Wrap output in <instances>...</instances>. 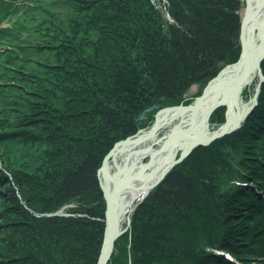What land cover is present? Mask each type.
<instances>
[{
  "label": "trees",
  "instance_id": "obj_1",
  "mask_svg": "<svg viewBox=\"0 0 264 264\" xmlns=\"http://www.w3.org/2000/svg\"><path fill=\"white\" fill-rule=\"evenodd\" d=\"M166 2L173 23L153 0H0V154L37 155L0 158V264H96L105 155L237 60L243 1ZM257 99L135 207L112 264L264 263V80Z\"/></svg>",
  "mask_w": 264,
  "mask_h": 264
},
{
  "label": "bare ground",
  "instance_id": "obj_2",
  "mask_svg": "<svg viewBox=\"0 0 264 264\" xmlns=\"http://www.w3.org/2000/svg\"><path fill=\"white\" fill-rule=\"evenodd\" d=\"M247 6L243 26L245 50L241 55L239 54L233 65L222 67L206 83L205 92L188 103L191 107L163 110L158 114L156 124L158 129L154 135L148 137L151 132L148 130L140 132L132 140L118 144L108 163L99 167V175L106 193L117 191L110 206L116 235L124 222L129 205L133 200L142 197L147 187L160 176L164 174L165 178L166 171L171 168L170 163L177 153L188 150L196 142L195 135H203L207 128L209 132H212L218 127L216 124L213 126L210 121L213 113L224 107L222 111L224 121V110L229 105L227 127H234L238 120L240 126L237 129L243 125L247 117L243 120L241 118L252 99L249 97V100H244L243 93L245 92L246 95L250 92L248 89L255 83L257 69L253 68L246 75L240 93L236 95L237 98H234V85L245 67L246 60L248 59L249 63L255 61L264 44V26H262L264 25V0H247ZM164 124L168 128L166 133L168 135L159 139L157 132ZM146 157L149 159L144 165Z\"/></svg>",
  "mask_w": 264,
  "mask_h": 264
},
{
  "label": "water",
  "instance_id": "obj_3",
  "mask_svg": "<svg viewBox=\"0 0 264 264\" xmlns=\"http://www.w3.org/2000/svg\"><path fill=\"white\" fill-rule=\"evenodd\" d=\"M247 9H248V6H247V0H246V8H245V12H244V19L241 20V23H240V36H239L240 46H241L240 55L245 50V47H244V30H243V26H244L245 15H246ZM262 26H264V25H262ZM262 46H263L261 48L262 50H261L260 54L256 57L255 61L249 63V60L248 59L246 60L245 67L242 70V72H241L238 80L236 81V83L234 85V89H233L234 90V98H237L236 95L240 93L242 83H243L244 79L246 78V75L249 73V71H251L253 68H255V69H257L258 74L260 76L263 75L262 74V70H261V61L264 58V44ZM231 65H233V63L226 65L224 68L229 67V66L231 67ZM258 91H259V84H258V86L255 89V94H254L252 100L250 101V105L247 107V111L244 113V116H242V118H241L242 120L244 118H246L249 115V113L252 111V109L256 106V104H257V94H258ZM204 92L205 91H203L202 94ZM189 107H191V104H188L186 106H181V105H179V106H173V107H169V108H166L165 107L164 109H161L159 111L162 112L163 110L165 111V110H172V109H179V108L188 109ZM228 115H229V105L226 106V110H225V114H224L225 120L222 123H220V125L215 130H212V132H209L208 131V128L206 126H204V128L206 127L207 130H204V134L203 135H195L194 136L196 138V142L193 143L192 146L190 148H188V150H184L181 153V155L179 157V160H181L187 154H189L193 150V148H195L197 146H200V145H207V144L211 143L213 140L221 137L222 135H224L226 133H229V132L237 129L240 126L239 120L237 121L238 123H236L234 125V127H230V128L227 127V123L229 122ZM157 117H158V115L155 117V123H154V125H153V127L151 129V132L148 134V137L154 135L155 131L158 129V126L156 125L157 124ZM207 121H208V119H207ZM166 133L162 136L163 138L168 135V134L166 135ZM136 136H130V137H128L125 140H121L119 142H116L115 145H118V144L123 143L125 141L132 140ZM114 149H112L110 152L107 153V155L103 159V162H102V165L101 166H103L104 164L108 163L109 158L111 157ZM179 160H173L170 163V167L173 166V164H175ZM147 163H148V161H146L144 163V165L147 164ZM99 172H100V168L98 169V172L97 173L99 174ZM163 176H164V174L162 176H160L153 184L149 185L147 187V189H150L156 183H158L159 180H161ZM99 183H100V186H101L102 190L104 189L103 190V194H104V199H105V202H106V209H105L104 242H103V246H102V249H101V253H100V257H99L98 264H107V262H108V260H109V258L111 256V253L113 251L114 241H115V239L118 236V235H116V233L114 231V228H113L114 218H113V216L111 214V210H110L111 203H112L113 198H114V196H115V194H116L117 191H112L110 194L109 193L107 194L106 191H105V188L103 186L102 181L99 180Z\"/></svg>",
  "mask_w": 264,
  "mask_h": 264
},
{
  "label": "rangeland",
  "instance_id": "obj_4",
  "mask_svg": "<svg viewBox=\"0 0 264 264\" xmlns=\"http://www.w3.org/2000/svg\"><path fill=\"white\" fill-rule=\"evenodd\" d=\"M155 1V2H154ZM167 0H153V3H155V5H156V7H158V9L159 10H161L162 11V14H163V16L168 20V22L169 23H173V20L170 18V15L167 13L168 12V3L166 2ZM241 1H243V8L241 9V11H240V15H241V20H243L244 19V12H245V8H246V0H241ZM9 25V23L6 21V22H4L3 24H2V27H7ZM264 59V58H263ZM262 59V60H263ZM226 65H228V64H226ZM225 65V66H226ZM224 66V67H225ZM264 80V76L262 75V76H260L259 74L256 76V79H255V83H254V85H252L251 87H250V89H248L250 92H248L246 95H245V92L243 93V95H244V100H246V99H250L249 97H251V98H253V96H254V94H253V92L255 91V89H256V86H258V84L259 85H261V83H262V81ZM205 87H206V85L202 88V89H200L201 87L199 86V85H197V84H194V85H192L191 87H190V89H189V91H188V97L190 96V97H192V100L196 97V96H198L199 94L201 95L202 94V92L204 91V89H205ZM255 87V88H254ZM252 100V99H251ZM246 102V101H245ZM179 105H181V106H186V105H188V103L187 104H185V103H179V104H176V105H170V106H165L166 108H169V107H173V106H179ZM165 107H161L160 109H158V110H156V112L154 113V119H152L151 121H150V124L147 126V127H142V128H139L138 130H137V132L136 133H134V134H132V135H128V136H126L125 138H122L121 140H125V139H127L128 137H130V136H136V135H138L140 132H146V131H148V130H151L152 129V127H153V125H154V123H155V117L158 115V113L160 112L159 110H161V109H164ZM224 108V107H223ZM156 109V106H152V107H148V108H146L143 112H142V114L138 117V119H140V120H142V119H144L145 117H146V113L147 112H150V111H154ZM225 110H226V108H225ZM225 110H224V114H225ZM253 110V109H252ZM215 124H213V126H214ZM212 126V127H213ZM217 126H219V124H217ZM216 126V127H217ZM213 129V128H212ZM237 129H235V130H233V131H231V132H229V133H226V134H224V135H222L221 137H219V138H217V139H220V138H222V137H225V136H227V135H229V134H231V133H233L234 131H236ZM166 132H168V128H167V126L164 124V126H162V128L157 132L158 133V138L160 139V138H162V136L166 133ZM217 139H215V140H217ZM121 140H119V141H121ZM215 140H213L212 142H214ZM119 141H116V142H119ZM116 142L113 144V146L111 147V149L109 150V152L112 150V149H114V148H116V146L117 145H115L116 144ZM126 142V141H125ZM211 142V143H212ZM210 144V143H209ZM208 145V144H207ZM200 146H205V145H200ZM198 147V146H197ZM193 149H195V148H193ZM34 150H35V148L33 147V146H30L29 147V149H28V151L26 152V154H15L14 152H13V150H9V151H6L5 152V155H7V156H9V158L7 159V162H6V160H5V156H4V154H0V158H2L3 159V161H5V165H6V167L8 166V167H15V168H18V167H25L26 165H31V164H33L34 163V157H37V155H35L34 154ZM193 151V150H192ZM0 152H1V148H0ZM183 151H179L178 153H177V155L175 156V158L173 159V160H179V157H180V155H181V153H182ZM189 154H191V152L189 153ZM31 156L30 158L28 157V156ZM107 155V154H106ZM105 155V156H106ZM188 155V154H187ZM186 155V156H187ZM185 156V157H186ZM109 160H110V158H109ZM184 160V158H182L181 160H179L178 162H176L175 164H173V166H171V168L169 169V171H167L166 172V174H165V176L175 167V166H177L178 164H180L182 161ZM145 161H148V157H146L145 158ZM32 168V167H31ZM99 169V168H98ZM3 171L4 170V165H2V163L0 164V171ZM114 171V170H113ZM97 177H98V179L100 180V181H102L101 180V177H100V175L97 173ZM164 179V176L162 177V179L161 180H159V182L158 183H156L153 187H151L150 189H147L146 190V192H145V194L142 196V197H140V198H138V199H136V200H133L132 201V203L129 205V208L127 209V211H126V213H125V219H124V222L122 223V226H121V228H120V230H119V234H118V236H117V238L120 236V235H122L123 233H125L126 231H129V228H130V220H131V214H132V212L134 211V209H135V207L154 189V188H156L158 185H159V183L162 181ZM100 184V183H99ZM101 187V186H100ZM3 188H4V190H3ZM102 189V188H101ZM104 190V189H103ZM103 190H102V192H103ZM2 191V193L3 194H6L8 197H9V193H8V191H7V188H5V186H3L2 187V189H0V192ZM103 196H104V194H103ZM8 199H10V198H8ZM6 200V199H5ZM8 202V201H7ZM106 203V202H105ZM10 204V203H9ZM68 207H70L69 205H66V206H63L60 210H58V213H60V214H64V215H67V216H69V215H72L71 213H66V210H67V208ZM105 209H106V207H105ZM2 219V218H1ZM1 219H0V222H1ZM104 223H105V212H104ZM104 230H105V225H104ZM116 238V239H117ZM116 239H115V241H116ZM115 241H114V247H113V251H114V248H115ZM103 242H104V233H103V240H102V243H101V248H100V252H99V255H98V259H97V262H96V264H98V261H99V257H100V253H101V249H102V246H103ZM113 251H112V253H111V256H110V258H109V260H108V262H107V264H112L111 263V260H112V254H113ZM212 251H213V253L215 254V255H218V256H223L224 258H226V259H232V258H230L229 256H227V255H225L224 253H227V254H229L228 252H226L225 250H222V249H216V248H213L212 249ZM253 264H264L263 262H259V263H257V262H253Z\"/></svg>",
  "mask_w": 264,
  "mask_h": 264
}]
</instances>
